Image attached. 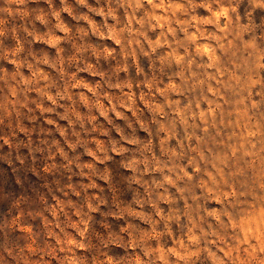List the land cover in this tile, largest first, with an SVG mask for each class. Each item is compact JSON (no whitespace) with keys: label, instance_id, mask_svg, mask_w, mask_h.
Instances as JSON below:
<instances>
[{"label":"clouds","instance_id":"obj_1","mask_svg":"<svg viewBox=\"0 0 264 264\" xmlns=\"http://www.w3.org/2000/svg\"><path fill=\"white\" fill-rule=\"evenodd\" d=\"M0 264H264V0H0Z\"/></svg>","mask_w":264,"mask_h":264}]
</instances>
